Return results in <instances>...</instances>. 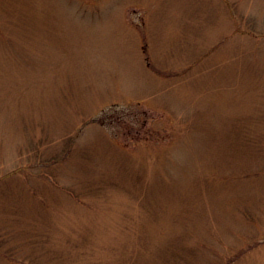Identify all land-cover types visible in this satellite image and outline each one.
<instances>
[{"label":"rangeland","instance_id":"374dc122","mask_svg":"<svg viewBox=\"0 0 264 264\" xmlns=\"http://www.w3.org/2000/svg\"><path fill=\"white\" fill-rule=\"evenodd\" d=\"M0 264H264V0H0Z\"/></svg>","mask_w":264,"mask_h":264}]
</instances>
